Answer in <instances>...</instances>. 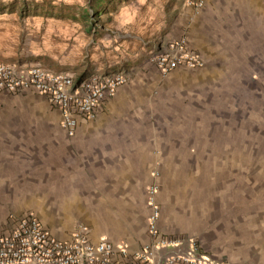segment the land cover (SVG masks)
<instances>
[{"label":"crops","instance_id":"crops-1","mask_svg":"<svg viewBox=\"0 0 264 264\" xmlns=\"http://www.w3.org/2000/svg\"><path fill=\"white\" fill-rule=\"evenodd\" d=\"M188 2L179 0L177 11L170 18V11L164 13L157 0H138L136 7L120 9L119 18L115 19L120 32L115 36L103 34L102 38L91 35L90 19L83 17L85 11L79 7L73 21L66 17L44 18L42 14L33 17L26 31V46L21 50L20 35L12 36L11 27L1 30L0 62L8 65H39L76 80L93 72H106L114 62L127 58L138 59V63L146 60L148 65L145 71L128 73L126 83L115 95L98 105L93 120L79 117L72 136L61 124L60 111L45 95L33 90L0 93V113L9 101L41 104L45 112L40 119L12 120L0 115V233L26 216L38 219L51 235L63 240L84 227L93 243L126 246L127 256L118 253L113 259L120 264H132L137 252L151 243L147 190L153 182L159 185V229L161 226L176 232L171 222V203L164 198L177 179L171 166L183 167L197 177L203 171L206 173L208 166L202 157H197L198 147L179 158H166L172 151L167 146L171 138L163 134V139L156 141L133 134L129 111L151 104L165 117L180 104L172 98L174 95L188 100L189 111L201 112L206 101L200 92L217 85L219 74L214 65L223 58L225 41H234L232 33L245 29V21L236 18L241 16L236 9L240 10L242 3L248 5L250 0H204L200 8ZM255 4L262 11L254 7L251 12L255 17L261 16L260 24L264 26V2L257 0ZM157 11L161 13L160 19ZM181 40H185L189 51L203 59L204 66L179 67L163 74L151 62V55ZM124 113L126 119L121 120ZM54 116L56 120L51 119ZM34 175L40 177V188H34L40 198L31 193ZM26 207L39 208L40 213ZM181 251L159 248L153 257L158 262L162 255ZM261 256L262 261L253 264H264V254ZM223 257L229 264L239 261L240 255L227 252ZM204 260L210 263L208 258Z\"/></svg>","mask_w":264,"mask_h":264},{"label":"rangeland","instance_id":"rangeland-1","mask_svg":"<svg viewBox=\"0 0 264 264\" xmlns=\"http://www.w3.org/2000/svg\"><path fill=\"white\" fill-rule=\"evenodd\" d=\"M89 1L95 2L0 0V33L3 28L11 27V35L21 37L18 43L21 50L26 46V31L33 17L42 14L44 18L66 17L73 21L77 19L74 15H78L76 7H79L85 11L83 17L90 19L91 35L99 38L103 34L115 36L120 32L115 23L120 9L134 8L138 0H103L98 4V11ZM157 1L164 13L170 11L167 14L172 18L179 0ZM255 1L250 0L246 7L242 3L240 10L236 9L241 13L236 18L245 21L246 30L234 31L232 37L235 40L225 41V48L221 51L223 58L214 65L219 74L217 85L200 92L206 101L201 112L189 111L188 100L174 95L172 98L180 104L176 111L172 109L170 114L165 113V117L151 104L129 111L133 134L156 141L159 138L161 141L163 134L171 138L167 146L172 151L166 158H179L199 148L197 157H202L208 166L206 173L203 171L197 177L183 167L171 166L174 168H171L172 175L177 179L164 198L171 203V222L176 232L163 230L160 226L159 247L161 250L182 249L180 253L184 254L193 250L196 258H208V264H226L223 255L227 252L240 255L239 261L229 264L259 263V258L263 257L261 254H264V26L260 24L261 16L255 17L251 12L254 7L259 8L258 12L261 10L256 4L253 6ZM37 4L39 7L35 8ZM101 8L103 12L100 13ZM46 13H52L53 17L46 16ZM157 13L160 19L161 13ZM137 60H118L108 71L93 73L120 72L128 77L130 72L147 70L148 62L138 63ZM5 104V111L0 113L4 119H40L45 114L41 104L30 106L10 101ZM126 114L120 119L125 120ZM195 117L201 121L192 120ZM51 119L56 120V117ZM187 142L190 143L186 145ZM158 176L154 174L155 178ZM32 180L31 193L40 198L36 192L40 188V177L34 175ZM26 209L40 213L39 208ZM149 239L150 244H155L154 239Z\"/></svg>","mask_w":264,"mask_h":264},{"label":"built area","instance_id":"built-area-1","mask_svg":"<svg viewBox=\"0 0 264 264\" xmlns=\"http://www.w3.org/2000/svg\"><path fill=\"white\" fill-rule=\"evenodd\" d=\"M188 3L200 8L204 0H189ZM150 60L163 74L179 67L196 69L204 66L203 59L186 48L185 40L153 53ZM126 81L127 76L120 72L91 74L76 80L66 73L39 65H8L0 62V93L33 90L45 95L60 111L61 124L68 136L74 134L79 117L93 120L98 105L112 98ZM157 190L156 183L147 190V228L155 244H148L137 252L132 264H208L203 257L196 258L193 250L185 254L162 255L158 262L155 261L154 252L160 248L161 216ZM118 253L126 257L127 247L109 242L93 243L84 227L73 231L68 240L58 239L33 216L16 220L10 230L0 233V264H120L113 259Z\"/></svg>","mask_w":264,"mask_h":264},{"label":"trees","instance_id":"trees-1","mask_svg":"<svg viewBox=\"0 0 264 264\" xmlns=\"http://www.w3.org/2000/svg\"><path fill=\"white\" fill-rule=\"evenodd\" d=\"M93 2H94V1H91V2L89 1V3H91V5H96V7H95L94 9H95L96 11H98L99 8H100V6H99L100 4H99V3H102L103 0H101V1H100V0H95V2H94V3H93ZM98 4H99V5H98ZM37 6L39 7V5L37 4V5H35V8H36ZM102 8H104V7H102ZM102 8H101V10L99 11L100 13L103 12V9H102ZM93 14H96L95 11H94ZM36 15H37V13H36ZM45 15H46V16H50V17L53 16L52 13H51V14L46 13ZM98 15H99V14H98Z\"/></svg>","mask_w":264,"mask_h":264}]
</instances>
